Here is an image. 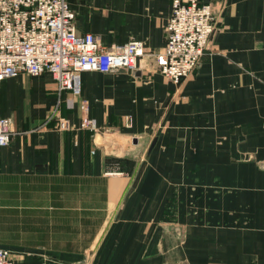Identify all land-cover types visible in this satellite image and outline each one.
<instances>
[{"label": "crops", "instance_id": "1", "mask_svg": "<svg viewBox=\"0 0 264 264\" xmlns=\"http://www.w3.org/2000/svg\"><path fill=\"white\" fill-rule=\"evenodd\" d=\"M69 1L79 33L163 50L172 0ZM200 1L215 28L180 82L151 60L84 70L79 96L50 71L2 80L0 246L15 264H264V0Z\"/></svg>", "mask_w": 264, "mask_h": 264}, {"label": "built area", "instance_id": "2", "mask_svg": "<svg viewBox=\"0 0 264 264\" xmlns=\"http://www.w3.org/2000/svg\"><path fill=\"white\" fill-rule=\"evenodd\" d=\"M214 28L210 2L172 0L164 48L151 52L137 38L106 44L93 32L79 33L69 0H0V87L3 79L20 72L50 71L60 91L69 89L79 96L82 71H134L150 60L170 80L180 82L198 65ZM81 107V125L95 128L86 99ZM59 126L69 128L70 119L61 115ZM13 133L12 119L0 112V147L11 142ZM15 261L14 251L0 246V264Z\"/></svg>", "mask_w": 264, "mask_h": 264}, {"label": "rangeland", "instance_id": "3", "mask_svg": "<svg viewBox=\"0 0 264 264\" xmlns=\"http://www.w3.org/2000/svg\"><path fill=\"white\" fill-rule=\"evenodd\" d=\"M72 97H74V96H72ZM110 138V137H109ZM109 138H106V141H105V143L104 144H106L107 146H109L110 147V149H118V144H117V140L116 139H109ZM113 141V142H112ZM111 143H113L112 145H109V144H111Z\"/></svg>", "mask_w": 264, "mask_h": 264}]
</instances>
